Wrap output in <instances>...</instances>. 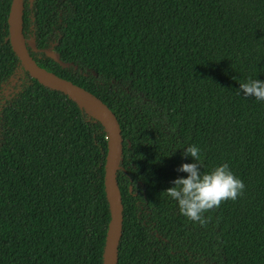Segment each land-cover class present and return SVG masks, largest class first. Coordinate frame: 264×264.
<instances>
[{"label":"trees","instance_id":"obj_1","mask_svg":"<svg viewBox=\"0 0 264 264\" xmlns=\"http://www.w3.org/2000/svg\"><path fill=\"white\" fill-rule=\"evenodd\" d=\"M0 0V264H103L110 221L107 133L91 111L34 78ZM21 28L43 69L115 115L122 155L116 264H264V0H23ZM55 52L62 63L50 58ZM244 182L204 225L163 191L184 148Z\"/></svg>","mask_w":264,"mask_h":264},{"label":"water","instance_id":"obj_2","mask_svg":"<svg viewBox=\"0 0 264 264\" xmlns=\"http://www.w3.org/2000/svg\"><path fill=\"white\" fill-rule=\"evenodd\" d=\"M23 0H12L9 11V35L13 50L19 57L25 69L42 84L59 90L77 102L80 107L91 111L102 122L107 133V155L105 162V187L110 209V221L103 251V264H116L117 245L120 238L122 223V203L116 181V171L122 155L120 128L115 115L96 96L37 65L28 52L27 45L36 50L34 40L23 36L22 22ZM46 54L58 63H62L59 56L45 50Z\"/></svg>","mask_w":264,"mask_h":264},{"label":"clouds","instance_id":"obj_3","mask_svg":"<svg viewBox=\"0 0 264 264\" xmlns=\"http://www.w3.org/2000/svg\"><path fill=\"white\" fill-rule=\"evenodd\" d=\"M239 94L252 96L264 101V80L248 78L239 83ZM183 156H190L192 162H182L177 172L186 176H177L171 181L172 186L163 193L176 202L181 215L193 222L204 225L207 217L204 213L213 207H219L225 200H235L244 190V182L230 168L228 163H220L209 171L202 169V151L195 144H188Z\"/></svg>","mask_w":264,"mask_h":264}]
</instances>
